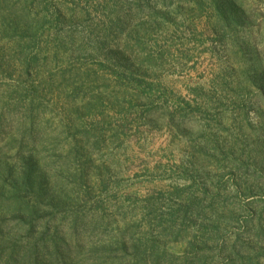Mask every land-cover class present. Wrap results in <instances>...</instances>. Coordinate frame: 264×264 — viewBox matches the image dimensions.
Listing matches in <instances>:
<instances>
[{
  "label": "rangeland",
  "instance_id": "1",
  "mask_svg": "<svg viewBox=\"0 0 264 264\" xmlns=\"http://www.w3.org/2000/svg\"><path fill=\"white\" fill-rule=\"evenodd\" d=\"M9 2L0 0V90L43 97L36 144L0 147L2 197L23 159L37 168L0 203L103 208L109 234L141 221L149 203L165 215L172 203L190 206L175 220L192 236L205 220L221 224L198 244L218 251L248 225L264 240V0ZM22 35L39 59L30 75L12 42ZM167 248L181 255L187 243Z\"/></svg>",
  "mask_w": 264,
  "mask_h": 264
},
{
  "label": "trees",
  "instance_id": "2",
  "mask_svg": "<svg viewBox=\"0 0 264 264\" xmlns=\"http://www.w3.org/2000/svg\"><path fill=\"white\" fill-rule=\"evenodd\" d=\"M15 6L17 3L12 4L11 0L7 3L9 9ZM16 10L12 9V16ZM21 17L29 18V14L24 11ZM24 39L22 35L12 42H16L21 55L19 66L30 75L39 59L27 56L31 44ZM2 68L5 67L2 65ZM5 88L0 90V147L9 140L7 145H15L9 149L17 148L21 154L27 144H36L33 132L43 95L18 86ZM19 135L21 141L9 138ZM22 162L12 196L4 199L5 189L0 186V199L18 198L21 188L29 184L37 166L32 157ZM0 170L5 172L1 167ZM150 204L141 221L120 226V229L113 227L114 231L109 234L112 216L103 208L89 212L67 203H0V264H264V240H259L260 234L254 231V225H245L246 235L223 241L217 251L214 243L196 241L199 234L207 236L208 231L222 235L221 224L205 220L194 225L197 234L192 236L190 229L183 228L185 222L179 226L175 220L188 206L179 205L175 209L170 203V211L165 215L156 214ZM125 216H129V212H125ZM259 227L261 234L264 233V225ZM252 234L263 243H254ZM172 242H186V252L181 255L170 252L167 247Z\"/></svg>",
  "mask_w": 264,
  "mask_h": 264
}]
</instances>
